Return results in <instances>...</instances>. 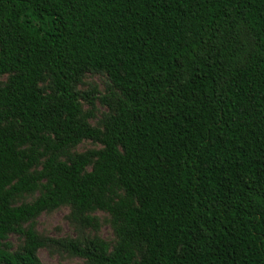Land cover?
Returning <instances> with one entry per match:
<instances>
[{
    "label": "trees",
    "instance_id": "obj_1",
    "mask_svg": "<svg viewBox=\"0 0 264 264\" xmlns=\"http://www.w3.org/2000/svg\"><path fill=\"white\" fill-rule=\"evenodd\" d=\"M2 77L0 264H40L61 206L109 215L111 250L61 242L90 264H264V0H0Z\"/></svg>",
    "mask_w": 264,
    "mask_h": 264
},
{
    "label": "rangeland",
    "instance_id": "obj_2",
    "mask_svg": "<svg viewBox=\"0 0 264 264\" xmlns=\"http://www.w3.org/2000/svg\"><path fill=\"white\" fill-rule=\"evenodd\" d=\"M0 82H5V77L0 78ZM108 78L104 74L86 73L77 89L81 93H87L89 100L93 102L91 106L87 101L82 102L83 110L90 111L93 117L89 123L94 127H101V122L108 114V109L95 97L107 94L109 88ZM101 146L91 141H83L79 145L67 150L61 159L66 160L68 156L82 154L89 150H98ZM38 196V192L24 194L15 198L14 204L30 203ZM71 209L68 206H61L53 211L40 214L33 221V229L45 242V245L37 251V259L40 264H90L88 260L72 255L61 246L63 241H76L83 245L92 240H100L109 245L110 250L116 244L117 238L110 224V217L107 213L96 211L87 216L95 218L97 228L84 227L70 216ZM27 227V224L24 225ZM13 251L21 249L24 240L19 235H10L7 240Z\"/></svg>",
    "mask_w": 264,
    "mask_h": 264
}]
</instances>
